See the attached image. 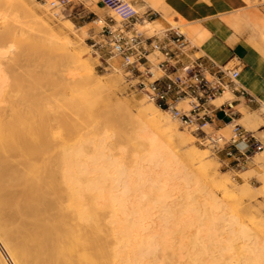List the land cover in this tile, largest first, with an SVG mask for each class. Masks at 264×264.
Returning a JSON list of instances; mask_svg holds the SVG:
<instances>
[{
	"label": "bare ground",
	"instance_id": "1",
	"mask_svg": "<svg viewBox=\"0 0 264 264\" xmlns=\"http://www.w3.org/2000/svg\"><path fill=\"white\" fill-rule=\"evenodd\" d=\"M159 1L163 3L165 0ZM147 2L150 9L163 14L167 13L166 3V5L160 4V2L155 0H147ZM50 4L59 7L58 4L55 5L54 2ZM37 6L38 5L32 0H0V13L8 17L11 28L20 29L21 32L26 30L29 34L36 35L39 42L43 40L45 43V47L42 49L40 48L37 54L35 51H30L29 49L31 48L16 50L17 48L15 47V55L23 56L27 54L32 55V53H34L33 56L35 55V57L30 59V62H32L31 69H24L23 67L21 72L17 70L13 71L11 76L13 74V77H17V79H12L13 81L18 80V77H22L21 79H23L24 76H26L25 78L32 77L35 83L41 85V87L37 86L38 88L31 86V88H33L30 89L29 84L28 86L24 85L25 83L23 84L24 87H29V90H26L27 87L23 88L25 90L24 94L28 91L30 96L28 94H26V96L31 97V99L32 97L35 99L34 96L38 98V95L39 97L40 95L42 97L46 96L48 91H50V93L53 92L50 99L55 105V111L57 112L56 114H58L57 121L61 124L59 129L63 134L61 135V139H58L59 143H56L57 139L56 141H54L55 139L53 140L54 134L52 135L51 129L48 130L49 132L46 131L51 125L50 121L53 119L48 122L43 121L46 122L44 124L42 123L43 125L40 123V127H42L43 130L40 129L34 121H32V123H35V125L30 122V119H32L30 117L32 114L30 115V113L33 102L31 105L29 104L28 101L31 100L29 97L28 100L23 98V101L25 102L26 100L27 102H20V104L16 106L13 102V104H11V102L8 101V106H3L1 109L3 116V118L0 119L1 244L8 250L11 256L16 259L18 264H143V262L149 261L150 253L154 249L158 248L162 251L170 252L172 250V246L170 245L172 244L170 243L172 242V238L170 237L173 233L170 232L171 226L164 223L163 220L166 214L172 212L170 207L176 202V197L174 196L173 199H171L173 203L168 200L174 195V190H177L174 187L178 188V185L183 180L186 182L183 181L187 186V188L185 186V189L188 191H190V188H193V190H195L191 191L196 192L200 185L194 179L190 178L192 176L188 178L187 175L186 177L185 175H181L180 169H175L178 166L174 168L176 170V172H174L172 168L173 165L176 164H174V159H176L174 157H178L174 154H178V151H182L181 154L178 155L186 159L188 163H192L194 167L196 166L197 172L203 174H200V177L204 176L203 178L210 179L209 181L213 185L217 183L216 164L206 163L200 165V160L203 158L204 154L198 149L189 148L188 142L192 136L187 131H179L177 123H175L176 120H174V122L173 119H170L166 111L159 109L152 103L146 104L144 99V101L132 105L129 102L120 101V99L119 101H113L114 99L112 100L106 94H103V87L105 88L104 84L109 81L105 78H103L105 80L98 78L93 71L92 65L84 58L86 50L88 51L86 46L85 50L83 47L80 48L77 44L69 41V36L73 34L72 24L66 21L64 22L65 24L59 27H57V25L51 27L49 25L50 20L47 21L46 15L43 16L42 14L40 17L37 14V8L40 11ZM138 12V10L131 7H121L115 10L113 16L126 17L137 14ZM181 19L183 21L182 17ZM143 24L146 25L143 28L149 31L150 29L154 31L152 27L159 26L157 21H144ZM84 27L80 28L81 33L79 36L81 37L85 36L87 33ZM13 37L12 39H14ZM14 40H16V37ZM77 40L79 39L77 38ZM18 42L19 40H16V43ZM42 44H40V46L44 45ZM13 46L15 45L13 44ZM60 47L61 49H59ZM52 53L60 57L58 65L63 68L61 72H64L66 68H73L74 71H77V92L71 91L66 95L59 93L53 87L44 88L46 87L45 85L52 82V79L48 75V67L45 62L46 54L50 55ZM1 75L3 76V74ZM1 79L4 80L1 82ZM1 79L0 97L3 93L10 91L8 90L5 92L8 81L4 77ZM13 81H9V86ZM15 82L16 81H14L13 84H15ZM115 83L117 84L118 82ZM11 86L14 87L16 85ZM107 87L110 88V86ZM34 90L35 95L32 96L33 93L29 92H33ZM11 94L13 93L11 92ZM230 94L231 93L228 91L224 92L221 96L213 100L211 104L213 106L216 105L215 107H219L224 103H230L233 99L224 102L226 96L228 99V96L232 95ZM44 100L45 98H43V101ZM46 104L47 103H45V105ZM131 108L135 109V117H132ZM8 112L11 113L10 116L13 114L14 117L7 116ZM46 113L49 115V111L47 112L46 110ZM132 119H136L142 124L141 129L136 128L134 132H132L134 135H140L144 131L147 136L161 140L156 149L157 154L161 157V164L160 167L158 166L147 170L148 180L144 178L142 173L136 172L137 170L135 168L130 169L129 172L122 171L121 169L118 170L116 167V160L107 164V160L105 159L106 163L104 161L102 164L106 148L101 147L100 141L95 143V140H92L94 134H98V131L101 129L99 126L111 124L118 125V123H123ZM34 126L36 127L34 129L42 130V134L44 133L42 137H38V133L31 130V127ZM207 126L211 125L207 124L206 127ZM114 127L116 129V126ZM117 129L122 130L123 128ZM191 130L192 132L195 131L194 128H191ZM59 132H57V134ZM123 132L125 133V131ZM122 133H120V131L118 132V134ZM110 138L112 137L110 136ZM116 138H114V140ZM71 140L77 142V144H73ZM83 143L92 145L94 151L92 157L86 158L83 152ZM259 156H264V152L261 154H254L253 157H251L254 159L253 162L258 160ZM106 157H109V155ZM104 164H106V166H104ZM113 170L117 171V176L113 177V175H110ZM170 170L171 173H169ZM143 179L147 181V187L153 190L152 191L150 188L149 190L146 189L147 195L152 191L150 194L152 193L151 197H153V199L150 196L149 198L152 200L155 198L157 199L158 208L154 205L157 214H150V211L153 209L148 211L149 208L143 211V207L141 208L139 205L126 200L129 196L126 198L125 196L127 195L125 194H123L118 201L110 198L108 191L109 184H111L110 186H114L117 182L121 181L132 189L140 185L139 183ZM173 179L174 181L176 180V182L172 181ZM170 180L172 183L174 182L173 184H176V186L173 185V189L172 187L169 188ZM106 187H108L107 190ZM251 188L252 187L245 184L238 188V190H241L240 192H238L237 189L229 190L226 179L225 182L219 185V190L223 192L226 197H238L236 194L243 193L241 195L238 194L241 200H243L244 191H252ZM170 189L171 191H169ZM251 191L248 192L251 193ZM141 193L143 192L140 191V194ZM79 196H81V200L78 199ZM184 196L186 200H193L191 194ZM141 197L137 198L140 200ZM169 202L172 203L170 207ZM177 202L179 203L180 201ZM177 202L175 204H178ZM179 209L181 208L179 207ZM107 210L113 214L111 218L105 217L104 212ZM209 221V232H212L209 234L211 235L210 237L213 238L214 235L216 238L217 236H215V233L218 234V236L221 235L220 231L225 229L226 225L225 220L220 214V207L218 204L211 213ZM184 225H178L177 227L180 230L182 228L184 230ZM200 235L202 236V234ZM205 235H203V238ZM207 237L208 241L206 240V242L210 243L209 240L212 239L209 238L208 232ZM195 238V241H204L205 245L204 239H199V236ZM181 240L183 241L182 238ZM181 240L179 248L177 249L180 252L178 258L180 260H188L187 257L181 255V251L183 252V250L185 251L186 249V245L184 243L182 244ZM218 240V237L217 241L214 239L212 240L214 247H211L215 250H217L218 244H222L221 242L219 243ZM202 241H200L201 244L203 243ZM213 241H216V248ZM201 246L202 245H200V247ZM142 247L145 251L141 249ZM200 247L198 246V249ZM204 248L206 249V246H204ZM212 248L208 247L206 249V252L209 254L208 259L210 253L215 252ZM262 249L264 250V248ZM144 252H146V254ZM195 252L193 253L194 255ZM189 253L187 252V254ZM203 253H205V251ZM215 253H218V251ZM199 255L200 259H202V253H198V256ZM211 255L215 256L216 254L211 253ZM214 256V261H211L218 262V256ZM204 258H207V256ZM213 258L211 256V259ZM7 259L8 258H6L0 250V264H8ZM168 259V256L163 255L160 261H167ZM254 261L257 263L258 261L264 262V260H257L256 258L253 261L251 260V263ZM263 262L261 264H264ZM253 264H255V262Z\"/></svg>",
	"mask_w": 264,
	"mask_h": 264
},
{
	"label": "rangeland",
	"instance_id": "2",
	"mask_svg": "<svg viewBox=\"0 0 264 264\" xmlns=\"http://www.w3.org/2000/svg\"><path fill=\"white\" fill-rule=\"evenodd\" d=\"M32 1L35 2L38 5L37 7H39V9H40V11H39L37 8V14L40 17L42 16V14H43V16L46 15V17L48 19L47 21H49V20L51 21V22L49 21V25L51 27L52 26L55 27L56 25H57V27H59L62 24H65L64 22H66V21H69V23L72 24L71 27H72L73 34H71L69 36V38H70L69 41L71 43L77 44V46H79L80 48L83 47L85 49V46H86V49H88V51L85 49L86 52L84 54V58L86 60H88V62L92 65L93 71L97 75L98 78H101V79L105 78V79H108L107 81H109V82L105 83L106 85L104 84L105 88L103 87V94H106L112 100L114 99L113 101H119V99H120V101L129 102L132 105L138 104L144 100H145L144 102L146 104L149 103L147 101V99L144 98L141 94L133 93V92H131V90H129L128 83H127L122 71L119 70L118 60L110 59L109 55H106L103 52H97L95 50V48L91 47V45H92L91 38L93 37V35L95 33L98 32L97 27L101 26V23H102L101 21L104 18L112 17L114 20L119 21V20H121V18H124V17H114L113 13L115 11L106 10L102 7V5H100V6L103 9L98 10L96 8V4H97L98 0H66V3H65V5H63V7H55V6H52L50 4V3L54 2V4L56 5L58 0H32ZM155 1L160 2V4L166 3V0L163 1V3L159 0H155ZM126 2L128 5L125 7H131V8L138 10L139 12L137 14H139L140 16H142L145 13L151 14L149 17L146 18L147 19L146 21L147 22L157 21L159 23V26H157V27L154 26V28L152 27V30H154V31L155 30L161 31V30H164L166 28L172 27V28H178L180 33H184L188 29L187 22L184 19L182 21L181 17H179L180 15H178L176 12H174L167 3H166L167 5L165 4L167 6V13L163 14L161 12H156V11L150 9L147 0H126ZM242 3L245 6V8L243 9L245 11H250V12H258L259 11L261 13L263 8H264L263 0H249V1L242 0ZM38 11L40 12V14ZM91 11H94L96 13V15L89 13ZM96 17H98L100 19V22L93 23V21L96 19ZM143 23H139L136 25L137 30L140 32H143L144 34H146L148 36L152 35L154 31H151V29H150V31L144 29L143 27L146 25H144ZM191 25H193V24H191ZM82 27H84V29L87 31L86 35L83 37L79 36V34L81 33L80 28H82ZM142 30H144V31H142ZM184 35L190 41L192 46H196L190 40V37L187 34H184ZM12 37L14 39L16 37V40L17 41L19 40V42H18L19 44L16 43V40L12 39ZM258 37H259V41L264 44V37H262V36H258ZM77 38L79 40H77ZM40 40H41V38H40ZM12 41H13V43H12ZM13 44L15 46H13ZM40 44H42L43 46H40ZM30 45H32V46H30ZM198 46H200V47H197V46L196 47L200 49L202 45L200 44ZM15 47L17 48L16 50L22 49V48H24V49L31 48L29 50L35 51L37 54L39 52L40 48L42 49L43 47H45V43L43 42V40L41 42H39V39L36 35L31 34V33L29 34L26 30H23V32H21L20 29L11 28V26L9 25L8 17L3 15L2 13H0V73L3 74V76L0 74V76H2V77H0V79L4 77L8 81V85L6 87L7 89L5 88V92L10 90L7 93H3L0 97V119L3 118L1 109L3 108V106L4 107L8 106V101H10L11 104L14 103L16 106V105H19L20 102L21 103L24 102L23 101L24 99L28 100V97L30 96V94H28V91H26V93L24 94V92H25L24 88L27 87L28 84L30 85L29 86L30 89L33 88V87L31 88V86H35V88L37 86L41 87L40 84L35 83V81H33L34 79L32 77H28V76H27L28 78H25L26 76H24L23 79H21L22 77L21 78L18 77V80L20 79L19 80L20 82L18 80H14L16 82H15V84H13L14 81L12 79H17V77H13V74L11 76V73L13 71H16V70L21 72L23 67H24V69H27V68L31 69L32 62H30V59L32 57H35V55L33 56L34 53H32V55L27 54V55H23V56H17L14 53L16 51V50L14 51ZM59 49H61V47ZM198 55H196V56H198ZM59 58L60 57L55 53L54 54L52 53L50 55L46 54L45 62H46V66L48 67L47 72H48L49 77L52 79L53 83L51 82V83L45 85L46 87H44V88H47V87L52 88L53 87L59 93L66 94V95L69 94L71 91L77 92V71H74L73 68H71V69L66 68V70L64 69L65 70L64 72H61V70H63V68L59 67V65H58V62L60 60ZM30 79H32V80H30ZM105 79H103V80H105ZM3 80L4 79H1V82ZM22 80H23V83H22ZM111 80H114L115 82H118V83L116 84L114 81H111ZM9 81L10 82L13 81L11 85H16L18 87H16V86L13 87L10 85L13 88V90H12V88L9 86ZM23 84L27 85V86L24 87ZM112 84L114 86L115 85H117V86L114 87ZM107 86H110V88ZM29 87H27L26 90ZM0 88H1V85H0ZM20 88H22L23 90ZM35 90L33 92L30 91L29 93H33L32 94V96H33V95H35V93H34ZM11 92L13 94H11ZM36 92H37V90H36ZM47 93H48L47 95L49 97L47 95L43 96V97L41 95L39 97V95H38V98L36 96H34L35 99H33V97H32V99H31V97H29L31 99L28 101L29 104L31 105L33 102V105H31L32 108H31V113H30V115L32 114L30 116L32 119H30L31 120L30 122L32 123V121H34L36 123V125L40 127V123L44 124V123L53 119L52 121H50L51 125L47 128L46 131L49 132L48 130L51 129L52 135L54 134L53 140L55 139L54 141H56V139H57V141H58V139H61V135L63 134L62 131L59 129V127H61V124L57 121L58 114H56L57 112L55 111V105H54V103H52V101L50 99L53 92L50 93V91H48ZM26 94H28L29 96H26ZM4 96H6L7 98H10V99H7ZM11 98L14 101H12ZM43 98H45L44 101H43ZM47 98H49V99H47ZM232 99H234V97L228 96V99H227V96H226V100H224V102H226L228 100H232ZM26 100H25V102H27ZM30 101H31V103H30ZM4 102H5V104H4ZM45 103H47L46 104L47 106L45 105ZM11 104H9V105H11ZM44 106H46L47 108ZM131 109L130 110L132 112V117H133L135 114V112H134L135 109L134 108H131ZM46 110H47V112L49 111V115H48V113H46ZM241 112H242V114H244V112H247V111L242 110ZM248 112H250V111H248ZM10 114L11 113L8 112L7 116L14 117L13 114L11 116H10ZM167 115L170 117V119H173L168 113H167ZM43 117L45 120L43 119ZM263 117H264V114H263ZM254 118H255L254 114H250V113L245 114L243 116V119L241 120V122L238 121L237 124L242 125L247 131L254 132V134H256V136L259 139H263L264 133H258V132H259V128L263 127L261 125L264 124V119L261 120L263 122H261L260 120H256L252 124H250V122ZM41 119H43V120H41ZM174 120L175 119H173V121ZM43 121H46V122H43ZM35 123H32V124L35 125ZM175 123H177V126H178L177 128L179 129V131H185V132L187 131L192 136L188 142L189 148L198 149L200 152H202L204 154L203 158L200 160V165L206 164V163L216 164V166H217V174H216L217 183L215 185H213L209 181L210 179L208 180L206 178L208 180L207 181L205 178H203L204 176L200 177L201 173L197 172L198 170H197L196 166L194 167V165L192 163H190V162L188 163V161L186 159H184L182 156L178 155V154H181L182 151H180V152L178 151V154H174V155H177L178 157H176V156L174 157L177 159V160L174 159V164L176 163L175 164L176 166L173 165L172 168L174 169L175 167L178 166L175 169H177V170L180 169L181 175H185V177L187 175L188 178H189V176H192L190 178L194 179L198 184H200L199 185L200 190L198 189V191L196 190V192H192L191 190H193V188L191 189L190 187H188V188H190L189 190L191 192L188 191L187 189H185V186H186L185 183L186 182L184 180L183 181L185 183L183 181L180 182L181 180L179 181L180 184L179 183L178 184L180 186L177 184L178 188L174 187V186H176V184H173L174 182H176V180L174 181V179H173L172 180V181H174L173 183L171 180L169 181V184H170L169 188L172 187V189H173V187H174L177 190H174L176 193L174 192V195H172L168 201H171L173 203V200H171V199H173L174 196L176 197V199H175L176 202L180 201L179 202L180 204L178 202H177L178 204H175L176 202H174V204L171 205V207H170V204H172V203L169 202V207L172 210V212H169L168 214H166V216L163 220L164 223L171 226L170 232H172L173 235L171 234V237H170V238H172L171 239L172 242H170L172 244H170V245L172 247L170 245L169 246L172 248V250L170 252H166V251H162L161 249H158V248L154 249L150 253L149 261L143 262V264H253L254 262L256 264L257 263L256 261L251 263V260L253 261L256 258H257V260L258 259L264 260V250L262 249V248H264V232H258L257 231L258 229H264V222H261V220L257 221V219L259 218V216H257V215L264 213V211L259 209L258 214L255 212L254 214L250 213L248 215V211L246 209H244L245 207L243 206L244 208H241V206L239 205L242 201L247 200V198H248L247 195H250V194H251L250 196L254 195L253 188H251L252 191L248 190V191H251V193L248 192L247 190L244 191V197L242 196L243 200H241V198L239 197V195H241L243 193H241V194L238 193L239 195L236 194L240 199L236 196H234L233 198L232 197L230 198V197H226L223 194V192H221L219 190L220 183L225 182V179H226L227 180V186H228L229 190L237 189V191L240 192L241 190H238V188H240L241 186H243L245 184H249L250 187L251 186L254 188L257 187V189H256V192H258L257 194L261 195L264 198V156H259V159L255 160V162H253L254 159L251 158L249 162H252L253 166H249L247 164L245 166V168H243V169L242 168H236L233 164L226 165L223 162L222 154H216L214 152V150H212L211 146H209L206 141H202L200 139L202 137V135L192 132L191 128H188V127L180 124L177 120ZM118 125L117 124L116 125L111 124V125H106V126L101 125V126H99L101 129L98 131V134L97 133L94 134L92 140L93 141L95 140V143H97V141H100L101 147L106 148V150L104 151V157H103L104 160L103 161L100 160V161H102V164H103L105 159H106L107 164H109L112 161L116 160L117 161L116 167L118 168V170L121 169L122 171L129 172L130 169L135 168L137 170L136 172L142 173L144 178L148 180L147 170L153 169V168L158 167V166L160 167V164H161V157L157 154V151H156L161 140L147 136L144 131L140 135H134L132 132H134V130L136 128H138V129L142 128V124L140 122H138L136 119H132L130 121H125L123 123H118ZM110 126H111V128H110ZM114 126H116V129ZM34 128H36V127L35 126L31 127V130L33 132H37L38 137H42L44 134V133L42 134V130H43L42 127H40V129H42V130H39V129L37 130ZM76 128H77V126H76ZM117 128H123L124 130L123 129L122 130L125 131V133L122 130L117 129ZM231 128H232V126L227 128L226 130L215 132V130L213 128H210L209 126H207V127L205 126L203 128V130L208 135H210V134L211 135H223L226 138H228L231 135ZM262 129H264V128H262ZM59 130H60V132H59ZM119 131H120V133H122V132L123 133L118 134ZM57 132H59V133L57 134ZM112 133H115L116 136L120 135L121 137L117 136V138H116L115 134H112ZM33 135H34V133H33ZM95 135H97V136H95ZM112 135H114V136H112ZM110 136L112 138H110ZM113 137L116 139L114 140ZM84 138H81V139H84ZM94 138H96V139H94ZM57 141H56V143H59V141L58 142ZM72 143L77 144V142H73V141H72ZM72 143H70V144H72ZM186 149H188V148H186ZM83 150H84L83 152L86 155V158H90L94 154L93 147L91 144L83 143ZM55 152H57V151H55ZM55 152H53V153H55ZM261 152H264V149ZM107 155H109V157H106ZM105 163H106V161H105ZM104 166H106V164H104ZM138 166L141 168H139ZM192 167H193V169H192ZM194 168H195V170H194ZM175 169H174V172H176ZM169 173H171V170L169 171ZM117 174L118 173L116 170H113L110 173V175L111 176L113 175V177L117 176ZM201 175H203V174H201ZM145 179H143L139 183L140 185H137L135 187L136 189L135 188L130 189L129 187H127V184L119 181L114 186L113 185L110 186L111 184H109L108 185L109 188L106 187V190L108 188L109 196L112 200L118 201L119 198L123 194H125V195H127V196H125L126 198L129 196L126 200H128L129 202H131L133 204L135 203V204L139 205V207H141V208L143 207L142 208L143 211H145L149 208L148 211L153 209L152 211H150L151 212L150 214H152V213L157 214V210H156V208H158L157 199L155 198L154 200H152L153 197H151L152 193L150 194V192H152L153 190L150 187L149 188L152 191H150L149 194L147 195L146 189L149 190V188L147 187V181ZM137 187H139V188H137ZM186 188H187V186H186ZM262 188H263V190H262ZM140 191L143 193L140 194ZM169 191H171V189ZM187 191L190 193H188ZM183 194L184 195L191 194V196H193V200H191V201L186 200L184 198L185 196ZM149 196L152 199H150ZM181 196H182V198H181ZM137 197L138 198L141 197V199L139 200ZM78 199L81 200L82 199L81 196H79ZM217 204L220 207V214H221L222 218L225 220L226 228L220 231L221 232V235H219L220 237L218 236V234L215 233V236H217L219 239L218 242L222 243L221 245H219L217 242L218 248H217V250H215L211 246H213L212 240L214 239L217 241V237L215 238L213 235V238H211L210 237L211 235H209L212 233V232H209V223H210L209 218L211 217V213L217 207ZM154 205L156 206V208ZM175 205H177V206H175ZM179 207L181 209H179ZM176 209L178 211H180V210L181 211L178 212ZM104 215H105V217H110V218H111V216H113V214L110 213L108 210L104 212ZM178 225H184L185 226L184 230H183V228L180 230L177 227ZM186 226H188V227H186ZM198 228H199V230H198ZM207 232H208L209 238L212 239V240H209L210 243L206 242V240L208 238ZM200 234H202V236ZM203 235H205L204 238H203ZM181 236H184V237H181ZM198 236H199V239L205 240V245H204V241H202V240H200L203 242L202 244L199 240L195 241L196 240L195 237L198 238ZM181 238L183 239V241L181 240ZM180 240L182 241V244L184 243L188 247L187 248L185 246V248L187 249V250L185 249L186 253L184 250H183V252L181 251V253H182L181 255L184 257H187L188 260L187 259L186 260H180L178 258L180 252L177 249L179 248V245L181 243ZM215 242H214V245L216 248ZM206 244L207 245L209 244L208 247L215 250V252L218 251V253L208 251V252L216 254L214 256V255H211V253H210V257H209L210 260L208 259L209 254L206 252L207 251L206 249L208 248ZM200 245H202V246L200 247ZM196 246H197V249H196ZM198 246L200 247L199 249H198ZM204 246H206V249L204 248ZM141 249L143 251H145V249L143 247ZM202 249H204V250H202ZM0 250L6 256V258H8L7 259L8 264H18L16 259H14V257L11 256V254L1 244V242H0ZM208 250H211V249H208ZM195 251L197 252V254ZM204 251H205V253H203ZM187 252L188 253L190 252V253L187 254ZM194 252H195V255L197 258L193 254ZM144 253L146 254V252H144ZM198 253H202V255H201L202 259H200V255L198 256ZM163 255L168 256L169 259L167 261L166 260L160 261ZM145 256H147V255H145ZM205 256H207V258H204ZM211 256H212V258H213V256L214 257L218 256V262H213L214 258L211 259ZM194 257H195V259H194ZM211 260H213V261H211ZM262 262L258 261L259 264H261Z\"/></svg>",
	"mask_w": 264,
	"mask_h": 264
},
{
	"label": "built area",
	"instance_id": "3",
	"mask_svg": "<svg viewBox=\"0 0 264 264\" xmlns=\"http://www.w3.org/2000/svg\"><path fill=\"white\" fill-rule=\"evenodd\" d=\"M65 3L66 0L57 2L59 7ZM97 4L109 11L128 5L126 0H98ZM150 15L132 14L119 21L104 18L101 26H96L98 32L91 38V47L118 60L131 92L141 94L180 124L194 128V133L202 135L200 139L216 154L232 159L236 168H245L251 156L263 150L254 132L237 124H231L228 138L208 135L203 130L212 123L213 100L226 91L242 95L237 82L239 63H216L192 46L178 28L155 30L149 36L138 31L136 25ZM96 22H100L98 17L93 21Z\"/></svg>",
	"mask_w": 264,
	"mask_h": 264
},
{
	"label": "crops",
	"instance_id": "4",
	"mask_svg": "<svg viewBox=\"0 0 264 264\" xmlns=\"http://www.w3.org/2000/svg\"><path fill=\"white\" fill-rule=\"evenodd\" d=\"M166 3L189 23L184 33L197 47L202 45V53L220 65H240L237 82L243 90L242 95L232 94L234 99L230 103H224L223 107H211L213 113L209 127L215 132L226 130L231 124L241 122L243 116L249 113L255 116L250 124L263 120L264 44L258 36L264 37V8L261 13L245 11L242 0H166ZM96 8L103 9L99 4ZM89 13L96 15L94 11ZM242 110L247 112L242 114ZM261 126L258 133H264V124ZM260 141L264 149V138ZM222 156L226 165L233 164L232 159ZM247 164L253 166L252 162ZM252 188L254 195H247V200L239 204L241 208L245 207L248 215L258 214L259 209L264 211V198L257 194V187ZM257 216V221L264 222V213ZM257 231L264 232V229Z\"/></svg>",
	"mask_w": 264,
	"mask_h": 264
}]
</instances>
